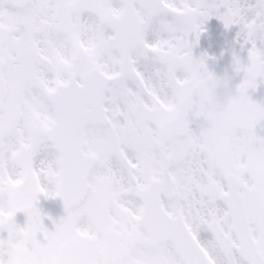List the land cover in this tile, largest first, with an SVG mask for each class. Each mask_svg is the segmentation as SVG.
<instances>
[{
    "label": "snow or ice",
    "instance_id": "obj_1",
    "mask_svg": "<svg viewBox=\"0 0 264 264\" xmlns=\"http://www.w3.org/2000/svg\"><path fill=\"white\" fill-rule=\"evenodd\" d=\"M213 16L250 44L222 164L204 148L214 129L189 127L211 75L189 37ZM258 41L264 0H0V264H264ZM41 194L63 200L55 231Z\"/></svg>",
    "mask_w": 264,
    "mask_h": 264
},
{
    "label": "clouds",
    "instance_id": "obj_2",
    "mask_svg": "<svg viewBox=\"0 0 264 264\" xmlns=\"http://www.w3.org/2000/svg\"><path fill=\"white\" fill-rule=\"evenodd\" d=\"M190 110L206 122L208 129H214L204 145L210 159L217 164L229 160L235 151L236 140L226 130L231 111L243 109L240 94L233 92L227 81L207 75L202 77L188 96ZM253 160H264V148L250 153ZM37 264H55L54 257L38 256Z\"/></svg>",
    "mask_w": 264,
    "mask_h": 264
},
{
    "label": "rangeland",
    "instance_id": "obj_3",
    "mask_svg": "<svg viewBox=\"0 0 264 264\" xmlns=\"http://www.w3.org/2000/svg\"><path fill=\"white\" fill-rule=\"evenodd\" d=\"M217 18L215 16L211 17L205 24H204V30L200 33L198 40L196 39L195 36H190L189 39L194 41V46L192 48V55L194 58L196 59H200L201 56L204 57V59L208 58V53L203 52L202 50H198L196 49V44L202 42V40H204L206 42V47L207 49L213 51L214 57L216 56L217 59L219 61H221L222 63H219L218 67H214L212 69H207L208 71L212 72L213 70H216L217 73L221 72V69L224 67V62L228 61V59H232L233 56H231L230 54H228L226 52V50L224 49L223 46V36L222 33H219L216 35V39H217V43L214 41V34L212 35V33L210 32L212 30V28L215 27V24H217ZM221 31V30H220ZM219 31V32H220ZM215 39V40H216ZM240 40H244L243 35H241ZM241 52L245 55L244 57H241ZM248 53V49L246 46V43L244 42V44H242V46H240V50H239V54L236 55L235 57H239L241 58L242 61L249 63L248 60V55H246ZM234 57V58H235ZM206 61V60H205ZM209 61V60H208ZM212 70V71H211ZM260 79V78H258ZM190 128L193 132L195 133H199L203 128L207 127L206 122L204 123V120L202 117H197V116H193L192 121H190ZM257 134L264 136V121L260 122L257 125ZM211 237V234L206 232V231H201L199 234V238L203 241L205 239H209Z\"/></svg>",
    "mask_w": 264,
    "mask_h": 264
}]
</instances>
